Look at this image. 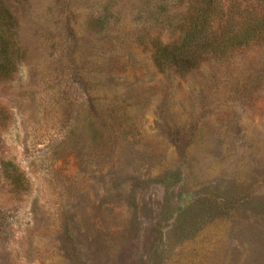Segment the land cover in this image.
Listing matches in <instances>:
<instances>
[{"label":"rangeland","instance_id":"rangeland-1","mask_svg":"<svg viewBox=\"0 0 264 264\" xmlns=\"http://www.w3.org/2000/svg\"><path fill=\"white\" fill-rule=\"evenodd\" d=\"M8 3L0 264H264V45L161 73L176 0Z\"/></svg>","mask_w":264,"mask_h":264},{"label":"trees","instance_id":"trees-1","mask_svg":"<svg viewBox=\"0 0 264 264\" xmlns=\"http://www.w3.org/2000/svg\"><path fill=\"white\" fill-rule=\"evenodd\" d=\"M169 19L174 39L153 45L152 61L161 73L183 76L207 61L264 45V0H176ZM17 27L8 0H0V81L11 77L23 54Z\"/></svg>","mask_w":264,"mask_h":264}]
</instances>
